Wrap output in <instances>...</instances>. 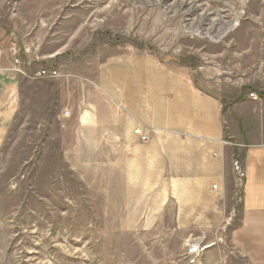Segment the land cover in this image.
<instances>
[{
    "label": "rangeland",
    "instance_id": "1",
    "mask_svg": "<svg viewBox=\"0 0 264 264\" xmlns=\"http://www.w3.org/2000/svg\"><path fill=\"white\" fill-rule=\"evenodd\" d=\"M0 27L32 69L63 76L24 77L0 151V264H197L188 242L225 243L233 207L218 199L202 233V210L174 200L185 186L145 169L152 140L133 134L149 147L132 151L127 67L180 72L226 105L264 102V0H0Z\"/></svg>",
    "mask_w": 264,
    "mask_h": 264
},
{
    "label": "crops",
    "instance_id": "2",
    "mask_svg": "<svg viewBox=\"0 0 264 264\" xmlns=\"http://www.w3.org/2000/svg\"><path fill=\"white\" fill-rule=\"evenodd\" d=\"M12 44L18 45L17 38L0 27V151L20 110L26 83L10 70L7 49ZM143 67L142 72L140 63L128 64L127 75L134 69L139 76L122 101L128 117L123 121L124 136L132 151L148 150L133 135L140 130L152 140L156 154L145 169L159 168L176 186H185V193H176L174 200L188 203L192 212L202 210L201 217L193 216L201 218L202 233L211 230L209 208L217 206L218 199L223 212L233 207L225 243L206 249L197 264H264V102L226 105L180 72L149 69L145 63ZM235 162L243 173L241 180L234 172ZM237 181L242 183L238 204Z\"/></svg>",
    "mask_w": 264,
    "mask_h": 264
},
{
    "label": "built area",
    "instance_id": "3",
    "mask_svg": "<svg viewBox=\"0 0 264 264\" xmlns=\"http://www.w3.org/2000/svg\"><path fill=\"white\" fill-rule=\"evenodd\" d=\"M8 53L12 59V67L11 71L17 73L18 75H21L23 77H28L30 72H33V76L36 78H49V79H55V78H62L63 76L56 70H49L45 68H40L38 70L32 69L33 64L36 62H39V58L32 57V55H29V51L25 48H21L19 45H10L8 47ZM28 55L30 56L28 58ZM26 59V60H25ZM68 114V113H67ZM135 135H137L141 141L147 142L148 139L145 135L142 134L140 130L134 131ZM235 170L238 172L237 175L239 176V179L241 180L243 178V173L241 171V168L239 167L238 163L235 162ZM213 189L216 190V185L213 186ZM215 245L209 244V245H198L189 243L187 244V248L189 250L187 253L189 255H199L201 252H204L206 249L211 248Z\"/></svg>",
    "mask_w": 264,
    "mask_h": 264
},
{
    "label": "bare ground",
    "instance_id": "4",
    "mask_svg": "<svg viewBox=\"0 0 264 264\" xmlns=\"http://www.w3.org/2000/svg\"><path fill=\"white\" fill-rule=\"evenodd\" d=\"M203 19V18H202ZM202 22H203V20H202ZM223 24H225V22H224V19L222 18V19H220V20H218V23H217V26H222L223 27ZM212 26H215L216 27V23H212V24H209L208 25V28H206L205 29V31L207 32V34H209L210 32H211V27ZM191 27V26H190ZM195 27V26H194ZM192 28V27H191ZM197 30H200L201 32H202V28H201V26H197ZM222 30L221 29H219L218 27H217V29H216V33H214L212 36H218L219 34H220V32H221ZM206 34V35H207ZM221 36V35H220ZM199 244V243H198Z\"/></svg>",
    "mask_w": 264,
    "mask_h": 264
}]
</instances>
